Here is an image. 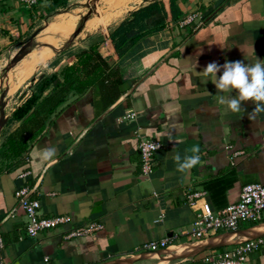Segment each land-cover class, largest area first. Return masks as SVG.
Masks as SVG:
<instances>
[{
  "label": "crops",
  "instance_id": "0c3cea01",
  "mask_svg": "<svg viewBox=\"0 0 264 264\" xmlns=\"http://www.w3.org/2000/svg\"><path fill=\"white\" fill-rule=\"evenodd\" d=\"M60 7L59 1L36 0L28 7L19 0H0V57L46 12ZM137 10L134 20L130 14ZM193 11L201 16V25L180 27ZM122 21L128 37L116 48L113 32ZM112 24L105 33L88 37L82 50L95 45L110 67L121 69L124 83L113 103L103 106L91 90L68 95L20 157L5 160L2 143L20 129L22 120L10 119L11 113L36 91L38 81L58 77L76 53L40 79L32 78L13 102L0 130V264H108L128 258L133 260L127 264H201L204 254L227 246L192 256L219 238H189L197 211L187 205L186 195L202 193L201 200L215 213L235 203L244 184H264V113L249 120L251 101L243 102L239 113L226 111L216 102L215 85L198 74L210 62L264 60V0H148ZM62 25L47 28L49 33L36 38L31 50L61 46L75 29L76 37L86 32L84 23ZM136 36L141 37L132 43ZM130 112L135 113L132 120H120ZM135 132L161 144L148 176L140 175ZM193 145L200 147V163L178 173L174 156L191 155L186 150ZM48 146L56 149L54 162L41 159ZM24 171L28 176L19 178ZM20 187L38 201L39 216H65L68 223L28 237L14 198ZM90 224L98 229L65 238L70 230ZM162 239L167 241L164 249H141ZM168 247H173L169 259L189 258L160 262ZM245 264H264V248L247 255Z\"/></svg>",
  "mask_w": 264,
  "mask_h": 264
},
{
  "label": "built area",
  "instance_id": "2783aa9c",
  "mask_svg": "<svg viewBox=\"0 0 264 264\" xmlns=\"http://www.w3.org/2000/svg\"><path fill=\"white\" fill-rule=\"evenodd\" d=\"M27 5H33L36 0H19ZM202 18L193 11L188 13L180 22V27L194 24V27L201 25ZM135 113L130 112L120 120H132ZM119 120V121H120ZM137 137V152L139 155L140 175L148 176L153 168V155L161 148L157 140ZM29 172L24 171L18 175L25 178ZM202 193H189L186 195V203L196 209V215L187 233L189 238L194 241H201L208 237L218 234V232H230L241 229V225L264 224V184L248 183L244 184L238 193L235 203L229 204L217 212H212L209 205L201 200ZM17 207L25 216L24 230L28 237L36 238L40 233L48 231L57 226L68 223L69 219L65 216H53L43 218L39 216V203L36 199L29 197V191L25 187H20L14 191ZM98 227L90 224L86 227L75 228L65 234V238L78 237L89 234L97 230ZM165 239L157 242L145 243L141 246L142 250L155 252L167 247ZM1 245V240H0ZM264 248V237L244 239L237 243L227 246L223 251L217 253H206L200 261L201 264H245L247 255L258 252Z\"/></svg>",
  "mask_w": 264,
  "mask_h": 264
},
{
  "label": "trees",
  "instance_id": "16d2710c",
  "mask_svg": "<svg viewBox=\"0 0 264 264\" xmlns=\"http://www.w3.org/2000/svg\"><path fill=\"white\" fill-rule=\"evenodd\" d=\"M58 1L61 4L67 2V0H50V3L57 4ZM139 12L140 10L132 12L130 14L132 19L137 20L135 14ZM125 23L124 21L119 23L113 32L119 43L116 48L128 37L124 29ZM140 37H134L131 42H135ZM38 82L36 91L31 93L10 115L12 120H22L20 129L7 136L2 143L1 156L5 160H15L20 157V154L26 150L28 142L41 131L43 122L65 101L68 95L80 96L91 90L99 94L100 100L104 101L103 106L106 107L118 98L124 79L121 69L117 66L110 67L98 54L94 45L79 51L72 64L60 68L58 77L52 74L48 80L42 78ZM49 84H52L51 89L42 96ZM28 125L36 127V131L27 132ZM252 226L253 224H248L247 228Z\"/></svg>",
  "mask_w": 264,
  "mask_h": 264
},
{
  "label": "rangeland",
  "instance_id": "374dc122",
  "mask_svg": "<svg viewBox=\"0 0 264 264\" xmlns=\"http://www.w3.org/2000/svg\"><path fill=\"white\" fill-rule=\"evenodd\" d=\"M119 1H124V0H98L97 2L93 3V6L103 3V2H119ZM142 0H126V3H128L129 6H133L135 3H138ZM148 1V0H145ZM79 8V9H78ZM77 9V10H76ZM126 10V11H125ZM75 13L78 15H86L88 9L86 8V3L85 0H69L66 2V4H61V7L58 8L54 12H46L45 16L38 20L35 24H33L35 27L33 30H29L25 35H23L22 38H18L16 43H13L11 47L8 49V52L2 53L0 57V78L3 76V68L5 67L6 63L9 61V58L17 51L18 49V44L23 42L35 29L38 28H43L48 22L51 23H61V24H68L72 23L74 21L79 23H84L86 32H82L80 36L71 38L72 33L70 37L56 50H54L53 54L51 55L50 59H48L44 65L38 66L34 73L27 79V81L21 85L15 93H13L11 96L7 97V102L9 104L6 105L5 107V113L8 116L9 113L11 112V109L14 107L13 102L16 101L15 98L17 94L19 93L20 90L24 89L25 84L27 83L26 87H28V84L30 83V80L32 78H37L38 75L49 72V70L52 69V66H56V64L60 60H64V64L68 63V57L72 54H77L79 51L82 50V46H84V42L88 39L90 36H96L100 33H105V30L109 25V27H112L114 22L122 19L127 13H128V8L123 7L122 9L119 10H114L110 9L107 11H95L92 15L85 16V17H80V16H73L70 18V21L67 22L65 19L66 17H69ZM91 20L88 21V20ZM62 25V26H63ZM49 30L44 31L41 33L37 38L40 36L45 37L48 33ZM41 31V30H40ZM91 31H95L93 33H89ZM89 33V34H88ZM36 39V38H35ZM34 39V40H35ZM33 40V41H34ZM35 45V44H34ZM33 46V44H32ZM31 46V47H32ZM35 47H41V45H36ZM33 47V48H35ZM53 47H56L55 44H49L44 51L41 52H35L34 50L29 51V54L25 55L23 59L17 63V65H21V67L28 66L31 62H33L35 59L39 58L42 54L45 53V51H48L52 49ZM63 65V64H62ZM53 66V67H54ZM53 70V69H52ZM51 70V71H52ZM55 72V71H54ZM24 87V88H23ZM248 224L244 223L241 225L242 229L247 228ZM220 233V232H218Z\"/></svg>",
  "mask_w": 264,
  "mask_h": 264
},
{
  "label": "clouds",
  "instance_id": "9594fccd",
  "mask_svg": "<svg viewBox=\"0 0 264 264\" xmlns=\"http://www.w3.org/2000/svg\"><path fill=\"white\" fill-rule=\"evenodd\" d=\"M220 73L218 76L217 74ZM198 74L209 78L215 85L216 102L226 107V111L239 113L243 102L251 101L254 108L248 113L249 120H255L257 115L264 113V60L257 59L253 64L243 61H225L223 65L210 62ZM169 142L174 141L169 139ZM191 155L183 157L179 153L174 156L176 171L181 174L190 172L201 160L199 145H193L186 150ZM56 149L53 146L45 147L41 159L45 162H54Z\"/></svg>",
  "mask_w": 264,
  "mask_h": 264
},
{
  "label": "bare ground",
  "instance_id": "6f19581e",
  "mask_svg": "<svg viewBox=\"0 0 264 264\" xmlns=\"http://www.w3.org/2000/svg\"><path fill=\"white\" fill-rule=\"evenodd\" d=\"M145 0H142L138 3H135L133 6H129L128 3H126V0L124 1H119V2H103V3H99L95 6H93L92 8V11L89 15H92L95 11H107V10H110V9H114V10H119V9H122L123 7H127L128 8V13L130 11H133L135 8H138L140 5H142V3L144 2ZM79 9V8H78ZM77 10V9H76ZM126 11V10H125ZM76 11H74V13L72 15H70L69 17H66L65 19L67 20V22L70 21V18L73 17V16H80V17H85V15H78L75 13ZM88 15V16H89ZM57 24V23H56ZM55 24L54 23H51V22H48L42 29L41 31L35 36V38H37L41 33H43L47 28H49L50 26H54ZM95 31H91L89 33H93ZM88 33V34H89ZM34 38V39H35ZM60 46H56V47H53L52 49L48 50V51H45L44 54H42L39 58L35 59L33 62H31L28 66H25V67H21V65H15L12 69H10L5 77H3V79L1 80L2 84H0V87L2 89L4 88H7V93H6V97H9L11 96L13 93L16 92V90L21 86L23 85L27 79L34 73L35 69L38 67V66H42L44 65V63L50 59L51 55L53 54L54 50L58 49ZM23 59V58H22ZM21 59V60H22ZM20 60V61H21ZM19 61V62H20ZM7 99V98H6ZM7 104H9L7 102ZM6 104V105H7ZM257 236V235H264V224H260V225H255L245 231H241V232H227V233H224V234H221V235H217V236H214L212 238H209V239H206L204 241H207V240H210V239H218V240H215V241H210L208 246L207 247H214V246H211V245H215V246H218V245H223V244H229V243H234V242H237L236 240H240V239H246L248 237H252V236ZM234 241V242H233ZM196 242H203V241H196ZM181 245V244H180ZM198 245V243H197ZM207 245V244H206ZM179 246V245H177ZM177 246H174V247H177ZM198 247V246H197ZM170 248H173V247H168L165 251H162L165 256L158 259L160 260V262H165L167 263L168 261L170 260H173V259H187L189 257H186V258H171L169 259L168 255L170 253ZM204 248V247H203ZM206 248V247H205ZM196 247L193 249L195 250ZM199 249V248H198ZM196 249V250H198ZM194 252V251H193ZM199 252V250H198ZM187 253V252H186ZM197 253V252H196ZM195 253V254H196ZM185 254V253H184ZM188 255V254H187ZM190 255V254H189ZM194 255V254H193ZM175 256V255H174ZM191 257V256H190ZM133 260V258H128L127 260L126 259H123V260H117V261H114L112 263H108V264H127V263H130V261Z\"/></svg>",
  "mask_w": 264,
  "mask_h": 264
},
{
  "label": "water",
  "instance_id": "95a60500",
  "mask_svg": "<svg viewBox=\"0 0 264 264\" xmlns=\"http://www.w3.org/2000/svg\"><path fill=\"white\" fill-rule=\"evenodd\" d=\"M93 1L94 0H91L90 3L86 4V8L88 9L87 13L85 16H88L91 11H92V8H93ZM42 29V28H41ZM40 28L38 29H35L23 42L19 43L18 44V49L17 51L9 58V61L6 63L5 67L3 68V76L0 78V84H2L1 80L3 79V77H5L6 73L12 69L26 54H28V52L30 51L31 49V46L33 44V40L35 38V36L40 32L41 30ZM78 34V29H75L72 33V37L71 38H74L76 37V35ZM42 77V75H38L37 76V80L40 79ZM34 79H32L33 81ZM7 88H4L2 89L0 87V130L1 128L4 126L6 120H7V115L5 113V107H6V103H7V100H6V93H7ZM260 225V224H258ZM255 226V225H253ZM252 226V227H253ZM251 227H248V228H245V229H238V230H235V231H230V232H241V231H245L247 229H249ZM224 233H227V232H223V233H220L218 235H221V234H224ZM217 236V235H215ZM214 236H211V237H208L206 239H209V238H212ZM258 237H264V235H255V236H252V237H248L246 239H252V238H258ZM206 239H203L201 241H204ZM244 240V239H243ZM242 241V240H240ZM239 242V241H237ZM237 242H234V243H237ZM234 243H229V244H223V245H218V246H214V247H206V248H203L201 249L199 252H197L196 254H199L205 250H212V249H216V248H219V247H224V246H229V245H232ZM194 254V255H196ZM192 255V256H194Z\"/></svg>",
  "mask_w": 264,
  "mask_h": 264
}]
</instances>
